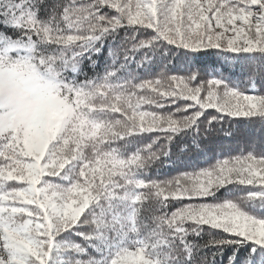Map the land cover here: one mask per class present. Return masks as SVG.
Here are the masks:
<instances>
[{
	"label": "snow or ice",
	"instance_id": "obj_1",
	"mask_svg": "<svg viewBox=\"0 0 264 264\" xmlns=\"http://www.w3.org/2000/svg\"><path fill=\"white\" fill-rule=\"evenodd\" d=\"M244 121L264 134V0H0V264H264V148L149 175Z\"/></svg>",
	"mask_w": 264,
	"mask_h": 264
},
{
	"label": "trees",
	"instance_id": "obj_2",
	"mask_svg": "<svg viewBox=\"0 0 264 264\" xmlns=\"http://www.w3.org/2000/svg\"><path fill=\"white\" fill-rule=\"evenodd\" d=\"M46 2L54 4L58 0H46ZM123 35V30H121V38ZM119 43V41L115 43L111 40L107 41L102 52L95 57L97 61L95 66L88 61H84L82 64L84 74L89 77L103 74L105 67L112 63V57L109 55V45H112L111 51L117 53L122 60L123 56L122 51L119 49ZM143 54V51L137 53L136 58L138 60L142 59ZM212 59L215 58H203L201 63L210 67ZM174 67L182 69L184 67L182 60H176ZM83 78L84 75L79 77V79ZM250 88L251 85H249ZM260 88L261 85L257 84V91ZM204 126L206 127V124ZM226 132H231L232 134L227 135ZM262 148H264V134L261 133L259 125H252L244 121L239 125L233 124L230 128L229 124L225 123L222 129L220 124H216L214 130L202 132L195 140L190 135L174 139L168 147L169 156L167 158L161 157V161L150 169L149 175L153 179H167L175 177L181 172H192L193 170L209 167L210 164L215 163L217 158L231 157L242 153L247 154L249 150H255L259 154ZM179 206V204L174 202L173 207ZM152 214V206L146 203L141 213L142 218L150 223ZM189 239H195L197 243H203V240L208 239V236L205 235L203 239L192 237ZM77 242L79 241L77 240ZM217 259L219 260L220 257H217Z\"/></svg>",
	"mask_w": 264,
	"mask_h": 264
}]
</instances>
